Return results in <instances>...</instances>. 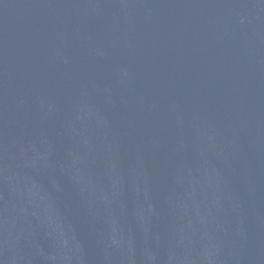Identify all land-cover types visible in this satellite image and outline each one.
Wrapping results in <instances>:
<instances>
[{"label": "water", "instance_id": "water-1", "mask_svg": "<svg viewBox=\"0 0 264 264\" xmlns=\"http://www.w3.org/2000/svg\"><path fill=\"white\" fill-rule=\"evenodd\" d=\"M0 264H264V0H0Z\"/></svg>", "mask_w": 264, "mask_h": 264}]
</instances>
